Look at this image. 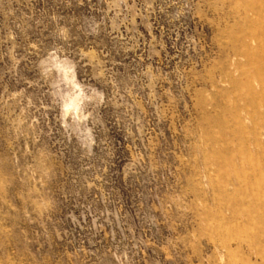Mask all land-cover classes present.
Masks as SVG:
<instances>
[{
	"label": "rangeland",
	"instance_id": "374dc122",
	"mask_svg": "<svg viewBox=\"0 0 264 264\" xmlns=\"http://www.w3.org/2000/svg\"><path fill=\"white\" fill-rule=\"evenodd\" d=\"M0 264H264V0H0Z\"/></svg>",
	"mask_w": 264,
	"mask_h": 264
}]
</instances>
